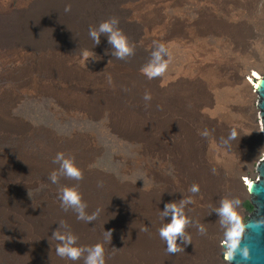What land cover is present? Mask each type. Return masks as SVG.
Segmentation results:
<instances>
[{
	"label": "rangeland",
	"instance_id": "1",
	"mask_svg": "<svg viewBox=\"0 0 264 264\" xmlns=\"http://www.w3.org/2000/svg\"><path fill=\"white\" fill-rule=\"evenodd\" d=\"M46 1L0 0V17L3 13L16 17ZM120 4L128 13L119 19L132 20L128 34L136 36L139 70L153 59V41L164 43L169 53L162 54L168 61L166 70L155 78L165 90L169 114L152 122L148 140L132 125L121 123L108 105L84 96L88 85L99 89L113 71L107 66L103 44L81 41L72 52L61 54L74 64L54 69L40 64L54 54V45H9L0 36V114L5 116L0 118V155L5 160L0 174V264L31 263L17 255L20 234L27 230L21 231L5 209L44 214L65 210L58 189L71 186L70 179L61 176L53 184L51 172L45 173L41 166L50 162L52 171L58 169L53 160L59 152L74 158L83 181L89 178L100 186L91 190L93 196L105 200L104 190L107 193L111 186L117 200L131 211V221L120 234L125 236L105 242L108 256L133 254L135 264L165 259L167 245L159 229L171 215L161 213L167 203L179 206L190 199L183 205L189 221L184 231L191 238L189 246L193 244L188 264H228L227 247L240 237L249 217L247 182L256 180L258 163L264 158V129L255 108L259 98L253 91L257 79L251 76H264V0H123ZM249 60L258 66L242 76L244 83H250L247 96L234 70L247 66ZM181 90L190 93L183 101ZM192 120L208 133L199 139L208 164L198 161L197 141L191 149L197 163H185L180 154L178 141L189 135ZM218 121L229 124L228 129L217 130ZM232 130L239 133L236 140L230 138ZM199 133L196 128L194 134ZM27 156L41 162L23 167L20 163ZM219 173L231 175L235 183L220 180ZM192 185L198 186L197 193L190 191ZM81 197L87 208L86 196ZM225 198L240 202L235 207L238 226L220 223L215 210ZM229 231L234 232L231 238ZM32 234L36 242L46 243L40 229ZM177 246L181 251L166 258L169 264L185 254L187 244L178 240ZM154 255L165 258L154 259Z\"/></svg>",
	"mask_w": 264,
	"mask_h": 264
},
{
	"label": "bare ground",
	"instance_id": "2",
	"mask_svg": "<svg viewBox=\"0 0 264 264\" xmlns=\"http://www.w3.org/2000/svg\"><path fill=\"white\" fill-rule=\"evenodd\" d=\"M122 1L123 0H48L39 4V6L21 11L16 17L11 14L3 13L0 17V30L2 31L0 32V36H2L4 42L9 45L17 43L54 45V54L42 60L40 64L54 65V69L70 67L74 63L67 60L65 55H61L63 54L62 52L70 53L81 41L92 40L89 36L90 27H98L99 24L105 20L112 17H117L119 19L122 14L128 13L126 8H122L123 6L120 4ZM68 5H70V11L66 12L65 8ZM131 21L132 20L130 19L125 20L121 18L119 19L118 27L120 30H125V33L123 34L127 37L129 45L133 48V54L123 60L117 59L112 55L115 50L108 43L107 36L101 34L100 43L104 45L103 54L105 58L109 60L107 66L111 65L113 71L105 76L101 84L102 86H98L99 89L88 85L84 96L93 100L97 99L101 103L108 105L118 114L121 123L124 125H132L142 136V139L148 140L152 122L158 121V119L165 114H169V111L164 88L158 84L155 78H153L154 80L148 79L137 66V47L134 44L136 36L128 34L133 28L130 23ZM247 57L249 58V56ZM256 66H258L257 63L254 64V62H250L249 60L247 66L244 68L238 67V69L234 70L236 80L241 82L240 89L247 96L249 95L250 83L248 80L244 83L242 81V76L244 73L248 72L249 68ZM251 76L254 79H257L255 91H253L258 95V98H260V95L258 94L259 87L264 80L256 73H252ZM109 78H111V83H109ZM188 83L189 81H183L184 85ZM95 88L96 90L94 91L93 89ZM197 92L198 90L195 91V94ZM146 93H150V101H145L144 96ZM189 95L190 93L188 90H181L179 93V97L182 101ZM258 107H260L259 102ZM197 115L200 116L202 114ZM4 117V114H0L2 120ZM248 117L249 119L251 118L250 113L248 114ZM201 120L210 122L208 118H202ZM192 121L194 122V126L190 129L189 135L186 133L184 138L178 141V147L181 149L180 154L185 163H197V160L192 156V150H194V142L195 144L198 142L197 145L201 151L198 161L200 158V162L208 164L207 157H204V144L199 141L200 136L201 138H207V136L203 135V125L199 122H195V120ZM215 125L216 129L220 130L223 126L227 128L225 125L229 124L224 125L221 121H218L215 122ZM196 128L200 133L195 135L194 131ZM181 130L184 131L185 127H182ZM191 132H193L192 135ZM235 132L236 136L239 138L238 131ZM233 139L236 140V138ZM234 145H236V142ZM29 157L30 156H27V159L20 160V165L23 167H37L38 163L41 162L38 159ZM3 164H5V160L3 156L0 155L1 175H3ZM6 164H8V162H6ZM41 166L45 173L52 172L50 162H46ZM263 168L264 158L260 159L257 166V173L259 176ZM219 179H223L231 185L235 183L234 177L226 173H223V175L219 173ZM247 183L249 184L247 189L249 194L260 186L257 179L251 184L250 182ZM70 184L77 189H81L80 194L86 196L85 202L88 207L85 208V212L88 215L95 214V219L91 222L77 219V213L73 210H58L55 212L53 211V213L50 214H44L38 211L29 210L15 211L16 213H14L5 209L6 215L10 218L12 217L15 225L19 226L21 231L23 228H26L27 230L26 234L21 232L22 235L20 234L19 238L20 246L18 245L17 247V255L21 257V261H31L30 264H83V255L81 259L77 261L61 258L57 255L56 248L60 242L52 238V233L56 229H59L61 232H71L76 236L77 246L79 247H89L101 244L104 249L105 264H135L133 254L132 256L117 257L108 256L106 251L105 242L110 239L106 238L107 231L111 230L112 238L125 236L120 234L124 232L127 228L128 222L131 221V211L127 205L121 204L117 200L116 190L111 186L107 189V193L104 190V195L107 197L104 200L98 199L92 195L91 190L99 188L100 186L89 178H86L84 181L70 179ZM247 213H249V217L242 224L241 235L238 239L230 242L227 247V254L234 252L233 247L235 245L239 246L242 243V236L250 227L256 215V210L253 208L252 212L247 211ZM61 225H63V227ZM37 228L45 234L44 238L46 243H38L34 239L32 231L34 229L39 230ZM213 242L214 240L212 239V245ZM200 246L201 244L198 246V252L200 256L203 257V252ZM192 247L193 244L190 246L187 244L185 254L180 255L173 260V264H188L189 258L192 260L190 253ZM170 254L171 253H168L166 258L169 257ZM156 256L154 255V259L165 258L160 255ZM166 258L163 260H157L156 263L160 264V262H162L164 264H169L170 262Z\"/></svg>",
	"mask_w": 264,
	"mask_h": 264
},
{
	"label": "clouds",
	"instance_id": "3",
	"mask_svg": "<svg viewBox=\"0 0 264 264\" xmlns=\"http://www.w3.org/2000/svg\"><path fill=\"white\" fill-rule=\"evenodd\" d=\"M65 11H70V5L66 6ZM119 19L112 17L99 24L98 27L89 28V36L93 40L94 45L100 43V36L104 34L107 36L108 43L115 50L112 55L117 59H125L133 54V48L129 45L127 37L118 27ZM156 45V51L152 52V61L145 65L141 72L147 76L148 79L159 77L166 70L168 61L162 58V54L169 55L168 49L164 43L153 41ZM111 83V78H109ZM145 101L151 100L150 93H146L144 96ZM203 135L207 136L205 131ZM236 132L231 133L230 138H235ZM53 163L59 164V168L53 170L49 175V180L53 184H58L61 176L71 180L80 181L83 179V172L76 166L74 158L66 156L63 152L56 154ZM190 191L197 193L199 188L197 185H192ZM59 199L61 206L67 211L72 209L77 213V219L85 222H91L95 219V214L88 215L85 212L86 204L82 201L81 194L75 186H62L58 189ZM190 199L180 201L179 206L176 203L165 204L164 210L161 216L171 215V220L162 224L159 229V235L162 240L166 242V251L168 253H176L181 251L177 246V241L182 240L185 244H189L191 238L186 236L185 227L189 223L183 212V205L191 203ZM239 200L222 199L220 207L215 211L220 218L222 226L237 225L239 224V218L235 211V207L239 205ZM63 227V225H61ZM200 231L204 229L200 226ZM234 234L233 231H229L227 235L229 238ZM52 238L59 241L57 245L56 253L61 258H67L72 261L80 260L82 255L84 257L83 264H105L104 249L101 244H96L89 247L77 246V237L71 232L64 233L59 229H56L52 233ZM106 238H112L111 230L107 231ZM84 253H87L84 255Z\"/></svg>",
	"mask_w": 264,
	"mask_h": 264
},
{
	"label": "water",
	"instance_id": "4",
	"mask_svg": "<svg viewBox=\"0 0 264 264\" xmlns=\"http://www.w3.org/2000/svg\"><path fill=\"white\" fill-rule=\"evenodd\" d=\"M264 80V76L262 77ZM258 99L259 119L264 129V82L260 84ZM260 186L248 197L249 204L256 210V215L242 236V243L235 245L234 252L227 254L228 264H264V168L260 176L255 174Z\"/></svg>",
	"mask_w": 264,
	"mask_h": 264
},
{
	"label": "trees",
	"instance_id": "5",
	"mask_svg": "<svg viewBox=\"0 0 264 264\" xmlns=\"http://www.w3.org/2000/svg\"><path fill=\"white\" fill-rule=\"evenodd\" d=\"M245 208L248 212H250V211L252 212V210H253V207L249 204L248 201L245 202Z\"/></svg>",
	"mask_w": 264,
	"mask_h": 264
},
{
	"label": "built area",
	"instance_id": "6",
	"mask_svg": "<svg viewBox=\"0 0 264 264\" xmlns=\"http://www.w3.org/2000/svg\"><path fill=\"white\" fill-rule=\"evenodd\" d=\"M255 86H256V85H254V91H255Z\"/></svg>",
	"mask_w": 264,
	"mask_h": 264
}]
</instances>
